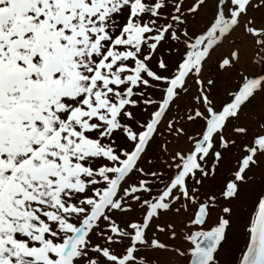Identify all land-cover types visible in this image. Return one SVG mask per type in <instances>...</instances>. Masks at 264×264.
Wrapping results in <instances>:
<instances>
[{
	"label": "snow or ice",
	"instance_id": "snow-or-ice-1",
	"mask_svg": "<svg viewBox=\"0 0 264 264\" xmlns=\"http://www.w3.org/2000/svg\"><path fill=\"white\" fill-rule=\"evenodd\" d=\"M0 264H264V0H0Z\"/></svg>",
	"mask_w": 264,
	"mask_h": 264
}]
</instances>
